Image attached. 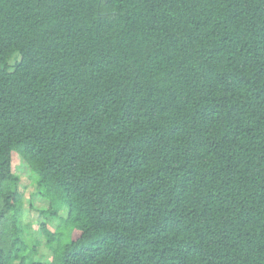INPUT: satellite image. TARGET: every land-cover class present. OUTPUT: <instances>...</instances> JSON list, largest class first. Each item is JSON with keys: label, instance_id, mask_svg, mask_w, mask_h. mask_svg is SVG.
<instances>
[{"label": "trees", "instance_id": "1", "mask_svg": "<svg viewBox=\"0 0 264 264\" xmlns=\"http://www.w3.org/2000/svg\"><path fill=\"white\" fill-rule=\"evenodd\" d=\"M0 264H264V0H0Z\"/></svg>", "mask_w": 264, "mask_h": 264}, {"label": "rangeland", "instance_id": "2", "mask_svg": "<svg viewBox=\"0 0 264 264\" xmlns=\"http://www.w3.org/2000/svg\"><path fill=\"white\" fill-rule=\"evenodd\" d=\"M14 163V170L16 173H19L22 176L21 179V189L24 191V219L26 221L36 220L37 213L34 211V209H30V205H33L35 209H41L46 206V201H44L42 198H40L36 193V185L31 181L30 172L28 166L22 161V159L17 155L13 158ZM42 220V219H41ZM39 224L36 223L34 226V229H38ZM42 239V236L37 235ZM41 254L45 260L51 259V254L44 246L40 248Z\"/></svg>", "mask_w": 264, "mask_h": 264}]
</instances>
